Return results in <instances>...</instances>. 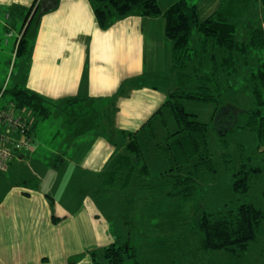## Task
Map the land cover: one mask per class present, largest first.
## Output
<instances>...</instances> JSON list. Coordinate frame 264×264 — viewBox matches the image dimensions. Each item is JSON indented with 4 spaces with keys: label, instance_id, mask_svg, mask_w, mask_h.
<instances>
[{
    "label": "crops",
    "instance_id": "crops-1",
    "mask_svg": "<svg viewBox=\"0 0 264 264\" xmlns=\"http://www.w3.org/2000/svg\"><path fill=\"white\" fill-rule=\"evenodd\" d=\"M157 1L158 16L128 15L101 28L90 0H0V49L19 60L11 89H27L44 100L49 113L39 119H49L55 111L66 115L73 99H87L101 115L99 125L79 137L63 118V128L40 138L37 116L28 108L16 107L11 99L0 106L12 118L33 123L27 147L15 144L20 138L16 132L0 130L5 147L14 150L7 169L0 170V264H93L92 253L97 260L116 242L97 225L102 213L92 204L96 186L112 169L126 134H135L146 149L149 138L142 127L177 87L164 12L178 0ZM213 3L194 5L199 11ZM35 12L27 32L29 51L18 56L21 35ZM262 26L264 30V21ZM156 120L155 127L161 126L157 133L166 134L164 123ZM66 166L73 167L76 190L57 202L37 186L41 175L64 172Z\"/></svg>",
    "mask_w": 264,
    "mask_h": 264
},
{
    "label": "trees",
    "instance_id": "trees-1",
    "mask_svg": "<svg viewBox=\"0 0 264 264\" xmlns=\"http://www.w3.org/2000/svg\"><path fill=\"white\" fill-rule=\"evenodd\" d=\"M90 1L101 28L128 15L153 17L162 13L157 0ZM222 2L202 21L197 7L187 0L176 1L164 12L165 35L172 42V71L177 87L142 127L148 133L146 143H155L147 144L143 150L135 134H126L131 139H126L112 169L105 173L99 189L94 193L122 191L128 187L133 177L140 175V171L148 175L149 168L144 155L151 148L161 153L164 164L169 166L170 173L167 174L166 171L164 175L172 180V195L178 200L193 199L198 185L202 183V177L214 176L218 167L214 164L209 148L207 124L199 120L196 114L187 111L183 101L217 105L221 91L230 89L231 80L241 78L243 82L240 88L250 93L252 107L237 109L228 103L216 108L213 121L219 141L223 146L228 144L226 135L235 125L241 130L253 132L257 150H264V0L261 21L253 23L243 22L252 9V0ZM31 9L30 12L33 10ZM35 15L37 16V12L21 35L17 46L18 56H24L29 51L27 32ZM194 32L198 33L196 39L193 37ZM242 72L246 75H242ZM224 81L229 82V85L224 84ZM5 91L7 90L3 92ZM9 93L16 107L28 108L37 117L44 118L48 115V107L37 93L19 88L11 89ZM67 103L77 104L76 108L66 112L75 137L95 129L101 122V115L87 99H73ZM158 118L166 128V134L160 135L162 138L155 127ZM32 128L33 123L29 124V132ZM223 156L225 159L226 156ZM248 161L249 159L244 161L240 154V163L233 172L232 189L237 194L246 193L251 178L261 172L259 168L249 165ZM263 221L264 212L248 203L225 212L198 211L194 225L201 238L199 249L243 253L250 243L257 240ZM103 257L107 264H139L135 249L128 242L122 246L113 243L106 247ZM92 261L93 264H99L94 253Z\"/></svg>",
    "mask_w": 264,
    "mask_h": 264
},
{
    "label": "rangeland",
    "instance_id": "rangeland-1",
    "mask_svg": "<svg viewBox=\"0 0 264 264\" xmlns=\"http://www.w3.org/2000/svg\"><path fill=\"white\" fill-rule=\"evenodd\" d=\"M200 1L202 0H189L191 4H199ZM262 1L252 0V9L243 22L261 21ZM210 2L214 3L207 10H202L199 6V11L197 10L199 19L203 20L204 15L211 13L209 12L211 9H214L216 5L219 7V4L223 3L222 0H209ZM19 28L20 24H18V30ZM197 34L194 32L193 37L196 38ZM18 61L11 52L8 53L7 50L4 55L0 49V68L3 69V71L0 70V85H2L0 88L7 90L0 98V106L11 99L9 90L13 87V78L18 70V67L14 65ZM242 75H246V73L242 72ZM242 82L241 78L231 80L230 89L221 91L220 101L217 105L198 101H183L187 111L196 114L199 120L207 124L210 134L209 148L214 164L218 167L214 176L205 175L202 177V183L200 182L198 185L197 194L193 199L178 200L176 196L172 195L174 194L172 180L164 175L166 171H168L167 174L170 173L169 166L166 167L164 162L160 161L161 153L155 150L145 151V162L149 168L148 175L146 172L140 171V175L136 178L133 177L127 188L116 191L117 194L113 190L109 194L101 192L93 195L94 202L92 204L99 207L98 212L102 213L100 214L101 220L99 219L97 225L101 226L113 241H116L115 245L122 246L128 242L134 247L139 264H264V221L257 240L251 243L247 252L240 256L227 254L224 250L203 251L199 249L201 238L194 225L196 213L202 210L210 213L225 212L236 209L242 203H248L264 212V150H257L255 134L233 125L226 135L228 144L223 146L219 141L217 129H214L213 116L217 107L220 108L228 103L237 109L252 107L250 93L240 88ZM224 84L229 85V82L224 81ZM76 106L77 104L69 103L67 110L76 108ZM0 111L7 115L11 114V111L8 112L4 107L0 108ZM57 113L55 111L49 119L36 118L38 137L45 138L50 129L55 132L57 128H63L64 125L61 124L64 122L63 118L67 123L69 122L67 114ZM5 114H0V130L5 129L8 132L5 120H3ZM160 127L158 126L156 129ZM12 132H16L20 136L17 129ZM158 135L161 137L160 134ZM3 137L4 135L1 133L0 145L2 140L5 141ZM147 138H149L148 134ZM130 139L127 138V141ZM20 141L21 138L16 142L19 144ZM12 151L14 150L10 152L13 153ZM240 154L244 161L249 159L247 162L249 165L261 170L259 175L251 178L249 190L244 194H237L232 189L233 172L240 163ZM223 155L226 156L225 159ZM9 163L10 161L7 162L6 167ZM72 170V166H66L64 172L55 170L44 173L41 175L42 178L37 187L49 191L50 195L57 197V202H61L76 190L74 189L76 180L70 178ZM98 186L99 184L96 186L97 190ZM84 189L90 188H80L79 193H85ZM80 201L83 199L81 198ZM96 257L99 264H106L104 257L99 254Z\"/></svg>",
    "mask_w": 264,
    "mask_h": 264
},
{
    "label": "built area",
    "instance_id": "built-area-1",
    "mask_svg": "<svg viewBox=\"0 0 264 264\" xmlns=\"http://www.w3.org/2000/svg\"><path fill=\"white\" fill-rule=\"evenodd\" d=\"M3 91H4V89H1L0 97L3 93ZM0 114H5V113H2L0 111ZM0 117H1V115H0ZM3 120H5V127H6L7 131H13L16 129L19 131L21 141L19 142V144L17 142L15 144L18 147L29 146V142H30L29 125L24 123V122H21L18 119L12 118L11 115H7V114H5V116L3 117ZM5 142H7V139H5V141L2 140L1 145H0V170L1 171L6 170L7 162L10 161L12 158V153L4 145Z\"/></svg>",
    "mask_w": 264,
    "mask_h": 264
}]
</instances>
